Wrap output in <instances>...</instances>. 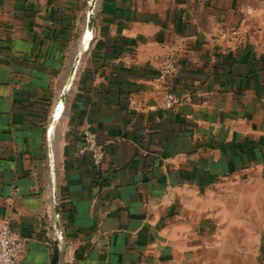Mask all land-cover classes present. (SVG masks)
<instances>
[{
	"label": "crops",
	"instance_id": "crops-1",
	"mask_svg": "<svg viewBox=\"0 0 264 264\" xmlns=\"http://www.w3.org/2000/svg\"><path fill=\"white\" fill-rule=\"evenodd\" d=\"M87 11L0 0V222L21 264H51L55 228L59 264H264V0H99L91 34ZM234 26L240 46L217 36Z\"/></svg>",
	"mask_w": 264,
	"mask_h": 264
},
{
	"label": "built area",
	"instance_id": "built-area-1",
	"mask_svg": "<svg viewBox=\"0 0 264 264\" xmlns=\"http://www.w3.org/2000/svg\"><path fill=\"white\" fill-rule=\"evenodd\" d=\"M88 0V11L92 6V10L96 13L99 0ZM218 38L224 43L242 45L246 40V33L241 26L222 28L217 32ZM159 79L164 81L167 76L180 70V63L175 54L169 53L157 62ZM181 102V97L172 90H166L161 99V106L165 109H175ZM51 143V134L48 137ZM80 154L89 153L95 169L99 170L103 164L105 157V146L98 140V135L91 125L84 128V142L78 149ZM49 166L51 174H54L55 160L53 150L49 149ZM54 193V190H52ZM55 239L59 238L58 231L55 228ZM26 245L25 238L19 236L7 221L0 222V264H21L23 251Z\"/></svg>",
	"mask_w": 264,
	"mask_h": 264
},
{
	"label": "water",
	"instance_id": "water-1",
	"mask_svg": "<svg viewBox=\"0 0 264 264\" xmlns=\"http://www.w3.org/2000/svg\"><path fill=\"white\" fill-rule=\"evenodd\" d=\"M94 21H95V12H94V14H92L90 16L88 14V26H87V30H88V33L89 34H91V31L93 29ZM66 96H67V90H65L62 93V96L60 97L59 101L57 102L56 110H55L56 116L59 114L60 110L63 109ZM59 253H60V238H56L55 239V252H54V255H53V259H52L51 264H59L58 263Z\"/></svg>",
	"mask_w": 264,
	"mask_h": 264
},
{
	"label": "rangeland",
	"instance_id": "rangeland-1",
	"mask_svg": "<svg viewBox=\"0 0 264 264\" xmlns=\"http://www.w3.org/2000/svg\"><path fill=\"white\" fill-rule=\"evenodd\" d=\"M92 3H94V1H93V0H92ZM92 14H93V13H92ZM92 14H91V15H92Z\"/></svg>",
	"mask_w": 264,
	"mask_h": 264
}]
</instances>
